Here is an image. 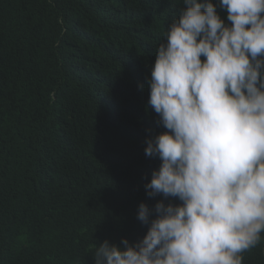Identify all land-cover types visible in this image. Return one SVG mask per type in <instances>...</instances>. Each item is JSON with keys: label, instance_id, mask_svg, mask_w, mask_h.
Listing matches in <instances>:
<instances>
[{"label": "trees", "instance_id": "1", "mask_svg": "<svg viewBox=\"0 0 264 264\" xmlns=\"http://www.w3.org/2000/svg\"><path fill=\"white\" fill-rule=\"evenodd\" d=\"M183 7L0 0V264H94L105 240L145 235L139 204L164 199L145 191L160 166L145 141L165 131L147 78ZM242 255L264 264V233Z\"/></svg>", "mask_w": 264, "mask_h": 264}, {"label": "clouds", "instance_id": "2", "mask_svg": "<svg viewBox=\"0 0 264 264\" xmlns=\"http://www.w3.org/2000/svg\"><path fill=\"white\" fill-rule=\"evenodd\" d=\"M183 5L147 78L165 131L146 138L160 166L144 187L164 199L139 204L141 239L105 240L94 264H242L264 233V0Z\"/></svg>", "mask_w": 264, "mask_h": 264}]
</instances>
